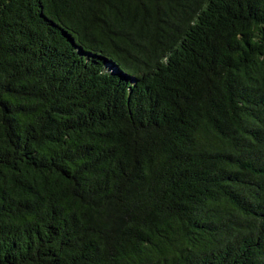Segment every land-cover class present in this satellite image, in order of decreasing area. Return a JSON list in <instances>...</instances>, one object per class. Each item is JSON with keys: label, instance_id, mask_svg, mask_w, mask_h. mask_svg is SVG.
I'll list each match as a JSON object with an SVG mask.
<instances>
[{"label": "trees", "instance_id": "16d2710c", "mask_svg": "<svg viewBox=\"0 0 264 264\" xmlns=\"http://www.w3.org/2000/svg\"><path fill=\"white\" fill-rule=\"evenodd\" d=\"M0 264H264V0H0Z\"/></svg>", "mask_w": 264, "mask_h": 264}]
</instances>
